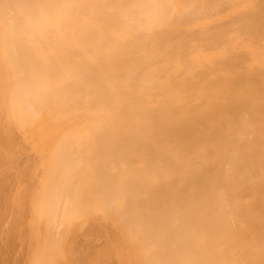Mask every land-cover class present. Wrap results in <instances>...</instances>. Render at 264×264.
I'll return each mask as SVG.
<instances>
[{
  "label": "bare ground",
  "instance_id": "1",
  "mask_svg": "<svg viewBox=\"0 0 264 264\" xmlns=\"http://www.w3.org/2000/svg\"><path fill=\"white\" fill-rule=\"evenodd\" d=\"M21 246L264 264V0H0V264Z\"/></svg>",
  "mask_w": 264,
  "mask_h": 264
},
{
  "label": "rangeland",
  "instance_id": "2",
  "mask_svg": "<svg viewBox=\"0 0 264 264\" xmlns=\"http://www.w3.org/2000/svg\"><path fill=\"white\" fill-rule=\"evenodd\" d=\"M12 178V177H11ZM20 202H17L16 203V205L13 207V208H18V209H16V211L15 210H12V209H10V210H12V211H15V213H14V215L13 216H16V213H17V217H18V215H19V211H20V204H19ZM29 205H30V203H28L27 204V206L29 207ZM9 206L10 205H8V208H9ZM17 217H16V219H17ZM26 218H27V221L25 222L26 224H28V223H30V225H31V223H33L34 222V217H33V215H32V209H30V212H28V214H26ZM15 219V220H16ZM27 232V231H26ZM15 246V245H14ZM23 247L21 246V247H18L17 249H16V251L14 252V254H13V257H12V260H11V264H22V261L20 262V260H21V256H23ZM26 256H27V254H26ZM93 260V257L91 258V261Z\"/></svg>",
  "mask_w": 264,
  "mask_h": 264
}]
</instances>
